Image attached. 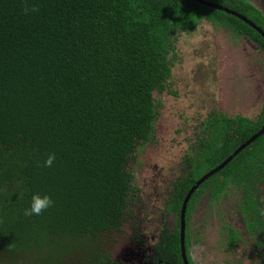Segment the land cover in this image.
<instances>
[{
  "label": "trees",
  "instance_id": "obj_1",
  "mask_svg": "<svg viewBox=\"0 0 264 264\" xmlns=\"http://www.w3.org/2000/svg\"><path fill=\"white\" fill-rule=\"evenodd\" d=\"M203 16L231 17L191 0H0V264H115L100 244L127 220L168 53ZM245 122L231 151L264 117ZM225 169L264 177V135ZM35 192L54 204L25 216Z\"/></svg>",
  "mask_w": 264,
  "mask_h": 264
},
{
  "label": "flooded vegetation",
  "instance_id": "obj_2",
  "mask_svg": "<svg viewBox=\"0 0 264 264\" xmlns=\"http://www.w3.org/2000/svg\"><path fill=\"white\" fill-rule=\"evenodd\" d=\"M204 1L222 6L224 10L214 9L231 15L230 19L203 16L194 29L180 31L177 47L168 53L169 58L176 57L171 59L166 88L155 94L185 106L181 89L191 92L187 84L199 79L206 82L204 89L210 95L206 98V92H201L197 96L208 102L209 109L193 115L181 111L178 118L183 122L176 134L185 136L182 150L172 159H161L157 151L155 156L147 153V148L153 146V151L159 144L157 123L162 103L155 99L154 137L136 151L133 192L124 211L127 220L115 234L116 241L128 225L132 253H120L124 259L114 261L115 242L108 241L111 236L100 244L115 264H264V177L237 181L225 169L256 140L200 183L183 213L185 200L198 181L264 127L261 124L231 151L236 129L245 121L261 122L264 117V0ZM193 37L208 40L210 45L194 51L195 66L177 79V62L187 57L180 44ZM185 75L194 77L187 80ZM191 121L194 126L189 130ZM222 145L230 146V155L201 173L209 165L204 162L206 154L213 159Z\"/></svg>",
  "mask_w": 264,
  "mask_h": 264
},
{
  "label": "rangeland",
  "instance_id": "obj_3",
  "mask_svg": "<svg viewBox=\"0 0 264 264\" xmlns=\"http://www.w3.org/2000/svg\"><path fill=\"white\" fill-rule=\"evenodd\" d=\"M198 37H193L190 38L187 42H182L180 45L183 49V53L187 56L186 59L181 61V63L178 64L177 62V70L178 72L176 73V78L178 79L183 72L187 71L190 66H195V57L194 51L196 49H202L204 46L209 47L210 42L207 40H201L197 41ZM197 76V75H196ZM186 79H190L194 76L190 75H185ZM186 83L185 81L182 83ZM188 88L191 89V92L189 90L185 91L181 89L183 92L182 99L185 104V106H181L178 101H173L171 99L164 100V97L158 96V94H155V99L157 100L156 102H161L162 103V116L158 119L157 125H159V130L157 134V149H154L153 151L151 150L152 147L147 148V153L150 154V156H155L157 152H159V156L161 159H167L174 157V154H176L178 151H181L183 147V141L185 140L184 135H179L176 134V132L179 130V127L181 126V123L183 120H180L178 118V115H181V111L185 110L186 113H189L191 115L193 114H202L208 111L209 105L207 104L208 102H203L197 96L201 92H206V98L209 97L210 92H207V90L204 89V85H206V82L200 81L199 79H196V81H193L190 85L187 84ZM178 83H177V89H178ZM196 91L194 94L192 92ZM230 106L231 103L229 102ZM240 111V110H239ZM194 121H191L190 124L188 125L189 130H191V127L194 126ZM176 134V136H175ZM180 139V140H179ZM157 151V152H155ZM135 161V160H134ZM164 161V160H163ZM156 167V166H154ZM154 168L153 170H155ZM158 170H156V173ZM150 177L147 176L146 181H149ZM128 225H126L123 228V231L118 234V237L115 241V234H109L105 235L104 238H109L108 241H110L112 244L115 242V245L112 249V257L115 256L118 260L119 259H124L122 256H119L120 253H125L126 255L129 253H132V244L129 239V234H128ZM214 240V238L212 239ZM107 241V239H106Z\"/></svg>",
  "mask_w": 264,
  "mask_h": 264
},
{
  "label": "clouds",
  "instance_id": "obj_4",
  "mask_svg": "<svg viewBox=\"0 0 264 264\" xmlns=\"http://www.w3.org/2000/svg\"><path fill=\"white\" fill-rule=\"evenodd\" d=\"M29 11H35V9L25 8V13ZM55 161V154H50L44 161L45 167H52ZM54 204L51 196L48 194H42L35 192L31 195L30 205L24 209L25 216H40L43 212L51 208Z\"/></svg>",
  "mask_w": 264,
  "mask_h": 264
},
{
  "label": "water",
  "instance_id": "obj_5",
  "mask_svg": "<svg viewBox=\"0 0 264 264\" xmlns=\"http://www.w3.org/2000/svg\"><path fill=\"white\" fill-rule=\"evenodd\" d=\"M197 1L201 4H205L207 6L213 7V8H217V9H222L224 10V8L220 5L214 4V3H210L204 0H194ZM226 11L231 12L230 10L226 9ZM264 134V127L257 133L255 134L253 137H251L249 140H247L242 146H240L233 154H231L221 165H219L217 168H215L213 171L209 172L208 174H206L203 178H201L198 183L191 189V191L189 192L185 203H184V207H183V213L185 212V208L186 205L191 197V195L193 194V192L196 190V188L199 186L200 183H202L204 180H206L207 178H209L211 175H213L215 172L221 170L222 168H224L230 161H232L243 149H245L247 146H249L252 142H254L255 140H257L261 135ZM114 261H117L118 259L113 256L112 257Z\"/></svg>",
  "mask_w": 264,
  "mask_h": 264
}]
</instances>
